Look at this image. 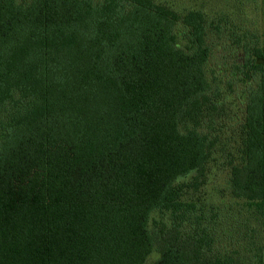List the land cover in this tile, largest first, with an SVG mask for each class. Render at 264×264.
<instances>
[{
	"label": "trees",
	"instance_id": "obj_1",
	"mask_svg": "<svg viewBox=\"0 0 264 264\" xmlns=\"http://www.w3.org/2000/svg\"><path fill=\"white\" fill-rule=\"evenodd\" d=\"M249 34L158 0H0V264H238L203 189L221 159L222 198L264 219Z\"/></svg>",
	"mask_w": 264,
	"mask_h": 264
},
{
	"label": "rangeland",
	"instance_id": "obj_2",
	"mask_svg": "<svg viewBox=\"0 0 264 264\" xmlns=\"http://www.w3.org/2000/svg\"><path fill=\"white\" fill-rule=\"evenodd\" d=\"M176 9H195L243 27L264 44V0H158ZM246 43V42H243ZM218 67V66H217ZM217 67L214 69L217 70ZM223 67L217 72L219 73ZM213 165L203 189L208 231L215 237L213 250L238 264H264V219L253 215L240 201L225 195V174ZM157 258L151 254L145 264Z\"/></svg>",
	"mask_w": 264,
	"mask_h": 264
}]
</instances>
